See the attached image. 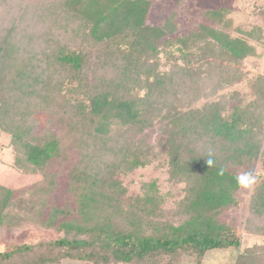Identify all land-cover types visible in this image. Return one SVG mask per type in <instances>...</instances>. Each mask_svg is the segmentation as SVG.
Here are the masks:
<instances>
[{
    "label": "trees",
    "instance_id": "1",
    "mask_svg": "<svg viewBox=\"0 0 264 264\" xmlns=\"http://www.w3.org/2000/svg\"><path fill=\"white\" fill-rule=\"evenodd\" d=\"M23 1L0 0V132L15 169L42 180L0 185V236L34 222L57 238L0 245V264H202L239 247L221 215L256 165L244 231L264 239V75L238 100L219 93L257 56L225 30L227 8L175 35L172 16L147 21L150 0ZM153 160L183 185L168 209L155 182L131 196L118 178ZM235 264H264V242Z\"/></svg>",
    "mask_w": 264,
    "mask_h": 264
},
{
    "label": "rangeland",
    "instance_id": "2",
    "mask_svg": "<svg viewBox=\"0 0 264 264\" xmlns=\"http://www.w3.org/2000/svg\"><path fill=\"white\" fill-rule=\"evenodd\" d=\"M39 1L24 0L23 3ZM151 9L147 16V21L154 26H162L168 17L172 16L176 25L175 35L189 33L196 29L199 24L213 26V23L206 19L204 12L210 9L225 7L229 10L228 16L231 20V27L225 28L230 34L236 36L245 33L244 39L255 47L257 56L244 59L237 67H233L241 74L235 82L220 90L225 98L232 97L234 94L240 98L244 93L250 94V81L256 75H264V0H150ZM219 27L218 25H214ZM262 30H260L261 28ZM238 30H240L239 33ZM261 32L262 35L261 36ZM262 38V39H261ZM39 122L42 126L44 116L39 115ZM149 141L155 143L158 140L156 132H149ZM10 137L8 134L0 132V185L12 190L19 191L25 188L37 187L42 180L40 175H25L15 169L13 165V151L9 145ZM73 154V153H72ZM74 159V157H73ZM159 161L153 160L144 168H138L126 174L118 176L123 187L126 188L127 195H139L142 193L144 184L155 182L161 194L165 195L167 201L164 204L166 209L170 208L174 201L182 194L183 185H173L168 181L167 167L159 166ZM58 166H55L57 170ZM260 170L256 165L253 176ZM241 187L237 194L239 200L238 207L226 210L221 219L234 228L240 238L238 248L226 250L208 251L202 264H235L237 255L246 247L259 245L264 242L262 237L255 234H247L244 231L245 219L248 215V201L252 190ZM23 196V195H22ZM35 201L34 203H37ZM33 204V212L39 211L38 206ZM32 212V213H33ZM31 213V214H32ZM26 224V223H25ZM57 238V234L50 229H43L37 223H28L18 231L4 232L0 236V245L31 243L41 240ZM3 247L0 246V250ZM60 264H83L82 262L64 260ZM179 264H196L193 257L185 256Z\"/></svg>",
    "mask_w": 264,
    "mask_h": 264
},
{
    "label": "clouds",
    "instance_id": "3",
    "mask_svg": "<svg viewBox=\"0 0 264 264\" xmlns=\"http://www.w3.org/2000/svg\"><path fill=\"white\" fill-rule=\"evenodd\" d=\"M206 163L209 167H211L213 162L212 160H207ZM238 183L244 188H249L255 183V179L251 177L250 174H245L239 177Z\"/></svg>",
    "mask_w": 264,
    "mask_h": 264
}]
</instances>
